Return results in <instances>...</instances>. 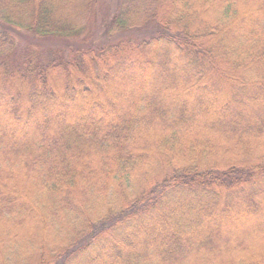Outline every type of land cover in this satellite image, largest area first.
I'll return each instance as SVG.
<instances>
[{"label":"trees","instance_id":"obj_1","mask_svg":"<svg viewBox=\"0 0 264 264\" xmlns=\"http://www.w3.org/2000/svg\"><path fill=\"white\" fill-rule=\"evenodd\" d=\"M0 264H264V0H0Z\"/></svg>","mask_w":264,"mask_h":264},{"label":"rangeland","instance_id":"obj_2","mask_svg":"<svg viewBox=\"0 0 264 264\" xmlns=\"http://www.w3.org/2000/svg\"><path fill=\"white\" fill-rule=\"evenodd\" d=\"M95 39L98 41H103L102 30L97 31V35L95 36ZM91 40H93V39L91 38ZM220 149L221 150L218 149L219 152H224V146H222Z\"/></svg>","mask_w":264,"mask_h":264}]
</instances>
